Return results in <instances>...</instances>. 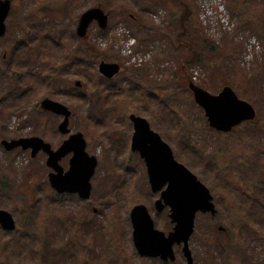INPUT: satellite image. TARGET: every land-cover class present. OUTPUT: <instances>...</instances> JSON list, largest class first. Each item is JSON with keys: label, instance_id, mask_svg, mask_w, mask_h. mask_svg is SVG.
<instances>
[{"label": "rangeland", "instance_id": "374dc122", "mask_svg": "<svg viewBox=\"0 0 264 264\" xmlns=\"http://www.w3.org/2000/svg\"><path fill=\"white\" fill-rule=\"evenodd\" d=\"M10 1L0 39V210L16 229L0 226V264H187L182 247L175 262L163 263L134 246L136 205L166 235L174 224L169 208L156 210L161 192H152L145 162L131 149V115L147 120L211 191L217 213L196 217L193 264H264V0ZM93 8L105 11L108 28L94 22L80 39V17ZM13 39L22 47L16 53L32 51L31 62L11 53ZM254 41L259 49L247 60ZM79 44L89 62L77 66L66 53ZM101 62L120 64V74L106 80ZM190 84L212 95L231 87L256 119L229 134L211 129ZM47 98L73 111L70 134H83L98 161L89 200L52 189L44 153L32 158L1 145L40 137L61 146L69 135L58 131L61 117L40 109ZM71 157L60 161L65 172Z\"/></svg>", "mask_w": 264, "mask_h": 264}, {"label": "water", "instance_id": "95a60500", "mask_svg": "<svg viewBox=\"0 0 264 264\" xmlns=\"http://www.w3.org/2000/svg\"><path fill=\"white\" fill-rule=\"evenodd\" d=\"M11 8L10 0H0V39L6 35V20ZM94 22L101 30H106L108 15L100 8L85 11L76 29L78 38L85 39ZM120 71L118 63L101 62L99 65L100 75L107 80L114 79ZM75 86L80 88L82 84L78 81ZM190 90L195 102L203 109L209 126L218 132L230 133L242 123L253 121L257 116L255 108L240 99L231 87H224L218 95H212L194 84L190 85ZM40 109L63 119L58 131L61 135L69 137L59 148L54 150L40 137L3 140L1 145L8 152L18 148L30 150L32 158L43 151L47 155L46 165L52 170L49 174L52 189L58 194H74L83 200H89L92 192L91 179L98 161L86 152L83 134H70L72 111L64 104L49 98L40 103ZM130 120L134 129L131 149L139 153L145 162L152 192H161L160 199L155 203L156 210L160 213L169 208L170 219L174 224L173 231L166 235L155 228L147 207L136 205L130 213L134 246L141 257L159 259L164 263L175 262V247H182L187 264H193L189 243L195 232L196 217L199 213L216 215L213 196L189 169L176 161L170 146L151 129L147 120L136 115H131ZM70 154V167L65 172L60 166V161ZM0 226L7 232L16 229L13 216L5 210H0ZM219 231H224V228L220 227Z\"/></svg>", "mask_w": 264, "mask_h": 264}, {"label": "trees", "instance_id": "16d2710c", "mask_svg": "<svg viewBox=\"0 0 264 264\" xmlns=\"http://www.w3.org/2000/svg\"><path fill=\"white\" fill-rule=\"evenodd\" d=\"M100 2H98L97 5H99ZM101 9V8H100ZM104 11V10H103ZM105 12V11H104ZM189 11L187 9H185V13L182 15V20L185 22L187 21V19L189 18ZM28 36V34L26 35ZM14 41L12 42L11 44V53L13 55H17L20 59L18 61H23V60H27V61H32V58L31 56H33V53L32 51H27L25 53L23 52H17L18 50H21L22 47L20 45V43L18 42V40L16 39H13ZM17 42V44H15ZM35 49V48H34ZM68 50V47L66 48V51ZM194 51V50H193ZM16 53V54H15ZM194 53V52H193ZM66 55L69 57V60H70V63L74 64V65H77V66H80L82 63H86V62H89V59L87 57V52L85 51V48L79 44L77 47H74V48H69V50L67 51ZM200 61V60H199ZM192 62H196V60L192 61ZM51 65V63L49 64ZM89 65V64H88ZM87 65V68L89 67ZM58 68V67H57ZM60 68V66H59ZM47 74H49L47 72ZM50 77V75H48ZM100 79H102V77H98ZM52 80L55 81V82H58L60 81L59 79H57L56 77H52ZM99 90V88L97 87L95 92L92 94V96L95 95V93ZM72 111V110H71ZM73 113V111H72ZM86 263V262H85ZM88 264V263H86Z\"/></svg>", "mask_w": 264, "mask_h": 264}, {"label": "built area", "instance_id": "2783aa9c", "mask_svg": "<svg viewBox=\"0 0 264 264\" xmlns=\"http://www.w3.org/2000/svg\"><path fill=\"white\" fill-rule=\"evenodd\" d=\"M259 49V45L257 42H253V43H249L248 44V53H247V57L246 59L249 60L252 58L253 54L255 51H257Z\"/></svg>", "mask_w": 264, "mask_h": 264}, {"label": "flooded vegetation", "instance_id": "af4514ba", "mask_svg": "<svg viewBox=\"0 0 264 264\" xmlns=\"http://www.w3.org/2000/svg\"><path fill=\"white\" fill-rule=\"evenodd\" d=\"M239 126H240V125H239ZM239 126H238V127H239ZM223 134H226V133H223ZM45 142H46V141H45ZM47 143H48V142H47ZM41 152L44 153L43 151H41ZM44 154H45V153H44ZM45 155H46V154H45ZM46 156H47V155H46Z\"/></svg>", "mask_w": 264, "mask_h": 264}]
</instances>
